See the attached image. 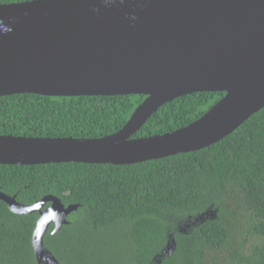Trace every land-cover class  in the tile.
I'll use <instances>...</instances> for the list:
<instances>
[{
	"label": "water",
	"instance_id": "obj_1",
	"mask_svg": "<svg viewBox=\"0 0 264 264\" xmlns=\"http://www.w3.org/2000/svg\"><path fill=\"white\" fill-rule=\"evenodd\" d=\"M201 92L225 96L187 127L134 138L163 105ZM15 94L146 98L121 130L100 139L0 135V165H132L201 150L264 108V0L0 5V97ZM0 201L19 215L39 213L33 234L37 261L60 264L44 235L52 224L53 234L68 224L78 205L65 207L54 196L23 205L4 193ZM51 209L62 219H54ZM169 245L172 254L175 240Z\"/></svg>",
	"mask_w": 264,
	"mask_h": 264
},
{
	"label": "trees",
	"instance_id": "obj_2",
	"mask_svg": "<svg viewBox=\"0 0 264 264\" xmlns=\"http://www.w3.org/2000/svg\"><path fill=\"white\" fill-rule=\"evenodd\" d=\"M26 1L33 0L0 5ZM224 96L178 97L134 138L187 127ZM145 98L0 97V135L100 139L121 130ZM0 193L23 205L47 196L78 205L68 224L55 234L52 224L44 235L60 264H264V108L217 143L162 159L0 165ZM39 217L16 214L0 201V264H39L33 247Z\"/></svg>",
	"mask_w": 264,
	"mask_h": 264
},
{
	"label": "clouds",
	"instance_id": "obj_3",
	"mask_svg": "<svg viewBox=\"0 0 264 264\" xmlns=\"http://www.w3.org/2000/svg\"><path fill=\"white\" fill-rule=\"evenodd\" d=\"M133 19H135V17H133ZM11 31V29H5V32ZM51 215L53 216L54 219H56L57 221H59L60 219H62V214L58 213L57 211H55L54 209H51ZM59 226V225H58Z\"/></svg>",
	"mask_w": 264,
	"mask_h": 264
}]
</instances>
